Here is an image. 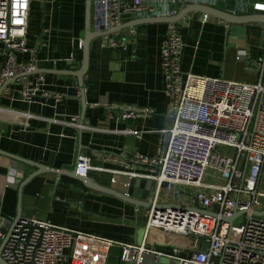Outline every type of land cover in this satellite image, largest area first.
Segmentation results:
<instances>
[{"label":"crops","instance_id":"crops-1","mask_svg":"<svg viewBox=\"0 0 264 264\" xmlns=\"http://www.w3.org/2000/svg\"><path fill=\"white\" fill-rule=\"evenodd\" d=\"M83 1L48 2L42 16L29 21L26 42L35 49L36 72L43 73L46 87L52 93L63 95V99L56 103L53 98L38 96L35 103L28 104L22 99L15 78L0 87L3 89L0 106L33 115L29 126L22 121L0 119V149L28 161H16L13 180L19 186L6 187L0 200V216L12 222L6 233L17 218L21 202V217L50 220L56 225L124 243H145L163 253H171L174 246L188 251L175 244L174 233L157 228L147 230L148 207H137L113 194L93 189L87 181L90 178L100 186L127 192L130 177L113 170L121 169L122 163L136 152L156 153L162 139L160 130L172 124L161 57L168 23H137L114 33L117 38L129 40L128 49L104 47L102 37L93 39L82 87L73 71L82 67L83 48L79 40L84 38ZM258 1L264 2L228 0L226 10L240 16L262 14L252 7L238 9L239 5ZM189 3L178 0L176 7L180 10ZM216 4L217 1L211 6ZM100 5L101 0L92 1V29L96 31L104 28L100 22L103 17ZM202 16L201 11H190L176 22L185 43L182 70L256 83L259 80L257 63L263 59L264 22L227 23L212 15L204 22ZM140 18L154 17L125 15L122 24H133ZM1 48L0 44V72L6 60ZM19 60L28 62L30 55L20 56ZM35 76L36 73L28 75L30 79ZM124 108H148L151 112L136 119L109 118L110 114L120 115ZM71 116H78L83 127L67 123ZM50 119H59V122ZM126 130H139L142 134L125 133ZM80 154L91 157L93 166L105 169H92L86 176L88 179H80L82 176L76 173ZM13 161L0 155V185L5 184L8 165ZM20 185H24L21 192ZM260 188L264 190V168ZM173 199L178 197H170L169 201ZM77 240L76 237L67 249L63 264H71L73 254L84 246ZM2 243L0 239V247ZM175 261L161 256L158 264H176ZM104 264H126L121 260V246L115 245L106 252ZM141 264H154L153 254H146Z\"/></svg>","mask_w":264,"mask_h":264},{"label":"built area","instance_id":"built-area-1","mask_svg":"<svg viewBox=\"0 0 264 264\" xmlns=\"http://www.w3.org/2000/svg\"><path fill=\"white\" fill-rule=\"evenodd\" d=\"M39 1L47 4L55 0ZM216 1L188 0L208 6ZM31 2L0 0V44L6 56L0 72V87L16 78L26 103H35L38 96L53 98L58 103L63 95L52 93L46 87L45 75L36 72L35 49L26 42ZM177 3L178 0H101L100 22L103 29H108L120 26L125 15L172 18L178 12ZM251 7L264 12V2L260 1L244 3L238 9ZM210 16L203 13V21ZM114 35L102 36V46L128 49L129 40ZM83 45L80 39V48ZM184 46L180 27L176 22H168L161 57L173 122L160 130L162 139L156 153L136 152L122 163L121 169L113 172L152 180L153 206L147 209V230L157 228L199 239L201 247L185 251L174 246L171 253H163L145 243H124L56 225L50 220L20 217L2 251L7 263L63 264L67 249L77 237V243L84 246L73 254L71 264H104L106 252L115 245L121 246V260L126 264H141L146 254H153L154 264H158L161 256L175 259L179 264H264V218L253 214L264 206V190L260 188L264 168V48L263 59L257 63L259 80L247 83L184 72L181 65ZM27 54L30 61L19 60ZM31 73H36L33 79L28 77ZM0 110L12 117H0L8 122L22 121L29 126L33 118L30 112L3 106ZM150 112L148 108H124L120 115L110 114L109 118L136 119ZM50 120L59 122V119ZM67 123L83 127L78 116H71ZM124 132L142 134L139 130ZM221 148H233L236 153ZM16 161L8 165L5 184L0 185V200L6 187L19 186L13 180ZM92 169L105 168L93 166L89 156L78 155L76 173L86 177ZM210 171L213 177L207 181ZM170 197L178 200L169 201ZM159 203L165 206L157 207ZM236 209L245 210L246 218L240 237L234 239L233 226L223 218L232 216ZM11 223L10 219L0 216L1 240L5 239Z\"/></svg>","mask_w":264,"mask_h":264},{"label":"water","instance_id":"water-1","mask_svg":"<svg viewBox=\"0 0 264 264\" xmlns=\"http://www.w3.org/2000/svg\"><path fill=\"white\" fill-rule=\"evenodd\" d=\"M184 0H179V3H183ZM46 7V2L44 3V9ZM190 11H201L203 13H209L212 16L218 17L227 23L230 22H246V21H256V22H264V12L260 11L262 14H251V15H246V16H240V15H235L229 11L226 10V1L224 0H218L217 4L212 7L208 5H203V4H195V3H189L182 9L178 10L176 16L172 18H140L139 20H134L133 24H121L120 26H116L114 28H108V29H102V30H93L92 29V0H85V25H84V45H83V60H82V67L77 70L73 71L74 75H76L79 80L80 84L83 87V78L84 75L86 74L88 67H89V59H90V47H91V42L93 39L97 37H102L105 34H112V33H117L120 32L126 28L134 27L137 23H147V22H177L179 19L184 17L186 13ZM16 80V78L14 79ZM2 90H0V95L2 93ZM83 97V96H82ZM82 102L84 107L86 106V100L83 97ZM0 155H4L7 157H10L14 160L21 161L27 163V159H24L22 157H19L17 155H13L11 153L2 151L0 149ZM38 169H42L41 166H37ZM246 170V167H245ZM80 179L84 180L83 177H80ZM86 179H88L86 177ZM88 186L96 189L98 191H102L105 193H110L113 194L117 197H120L121 199L130 202L134 204L135 206H145L148 208H151L153 206V200L150 198L151 194V188H152V180L150 179H145V178H139V177H131L129 179L128 183V190L127 192H119L115 189H110L107 187L100 186L96 181L92 179H88ZM24 185H20V192L22 191V187ZM143 192V193H142ZM157 207H162L165 206L164 204H157ZM246 211L245 210H238L236 209L233 213L232 216L230 217H224L223 219L227 221L231 226H233V223L235 219L244 214ZM254 215L257 216H264V209L262 210H254L253 211ZM21 217V202H19L18 205V215L17 218L15 219L11 229L9 230L8 234L6 235L5 239L3 240V243L0 247V264H9L7 263L3 257H2V251L3 248L12 232L13 227ZM176 264H179L178 261H175Z\"/></svg>","mask_w":264,"mask_h":264},{"label":"rangeland","instance_id":"rangeland-1","mask_svg":"<svg viewBox=\"0 0 264 264\" xmlns=\"http://www.w3.org/2000/svg\"><path fill=\"white\" fill-rule=\"evenodd\" d=\"M42 4V5H41ZM40 4L39 0H32L31 2V10H30V19L31 21L36 19L38 15L42 16V13L44 12V8L43 6V2ZM221 150H227L228 152H230L231 154L236 153V151L233 148H221ZM211 175H207L206 179L207 180H211L212 179V172L210 171ZM262 189V188H261ZM174 200H178V199H174ZM246 215L242 214L240 216H238L234 223H233V232H232V237L234 239L239 238L241 233H242V223L245 221ZM264 218V216H263ZM174 240H175V244L182 246L183 248H188V249H197L200 245V240L199 239H195V238H189V237H184L181 235H175L172 234ZM162 261L166 262L165 259H163Z\"/></svg>","mask_w":264,"mask_h":264},{"label":"trees","instance_id":"trees-1","mask_svg":"<svg viewBox=\"0 0 264 264\" xmlns=\"http://www.w3.org/2000/svg\"><path fill=\"white\" fill-rule=\"evenodd\" d=\"M83 6H82V8H81V25H82V29H84V25H85V0L83 1Z\"/></svg>","mask_w":264,"mask_h":264},{"label":"bare ground","instance_id":"bare-ground-1","mask_svg":"<svg viewBox=\"0 0 264 264\" xmlns=\"http://www.w3.org/2000/svg\"><path fill=\"white\" fill-rule=\"evenodd\" d=\"M0 117L1 118H12V117H10L8 112H5L3 110H0Z\"/></svg>","mask_w":264,"mask_h":264}]
</instances>
